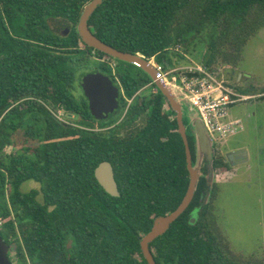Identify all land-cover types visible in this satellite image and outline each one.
Listing matches in <instances>:
<instances>
[{
    "label": "trees",
    "instance_id": "16d2710c",
    "mask_svg": "<svg viewBox=\"0 0 264 264\" xmlns=\"http://www.w3.org/2000/svg\"><path fill=\"white\" fill-rule=\"evenodd\" d=\"M91 1L0 0V235L15 264H149L142 236L190 185L176 112L155 84L120 122L152 78L84 42L78 26ZM89 26L115 49L166 68L202 53L212 71L242 62L264 28V0H106ZM94 58L124 89L105 118L91 113L79 83ZM190 147L195 166L191 137ZM103 161L114 167L119 197L95 176ZM212 166L232 168L216 154ZM201 171L186 211L151 244L156 264H234L212 208L207 156ZM27 181L40 188L23 191Z\"/></svg>",
    "mask_w": 264,
    "mask_h": 264
},
{
    "label": "rangeland",
    "instance_id": "374dc122",
    "mask_svg": "<svg viewBox=\"0 0 264 264\" xmlns=\"http://www.w3.org/2000/svg\"><path fill=\"white\" fill-rule=\"evenodd\" d=\"M201 55L187 56V60L173 57V69L200 63ZM98 65V59L94 58L89 67L96 69ZM185 72L186 69H183L167 77V84L175 96L177 92L174 86L182 88L179 79L186 75ZM210 73L224 89L232 92V99H237L226 107L225 116L220 119L223 130L219 131L217 126L211 127L212 133L209 134L214 142L215 154L224 156L227 152L242 149L248 153L246 161L234 160L235 164L228 171L213 169L209 181L216 184L215 196L211 199L212 208L216 210L214 215L219 232L231 241V251L258 253L261 256L258 258L264 259V28L245 48L242 62L237 66L219 67ZM219 93L217 91L216 95ZM132 104L133 100L128 99L120 121ZM184 109L189 120L187 107ZM58 116L67 121L62 111ZM235 120H241V123L234 128L230 125ZM204 159L205 155L198 153L196 165L200 176ZM34 188H40L35 181L22 185L23 191ZM13 256L11 259L15 264Z\"/></svg>",
    "mask_w": 264,
    "mask_h": 264
},
{
    "label": "water",
    "instance_id": "95a60500",
    "mask_svg": "<svg viewBox=\"0 0 264 264\" xmlns=\"http://www.w3.org/2000/svg\"><path fill=\"white\" fill-rule=\"evenodd\" d=\"M105 1L106 0H92L86 5L78 26L81 38L89 47L103 52L112 58L138 65L144 69L154 81H156V85L168 98L169 103L177 114L179 130L186 146L187 164L191 175V181L184 200L175 211L158 217L155 220L152 230L141 241L142 250L149 264H156L154 256L150 250V244L159 236H161L185 212L194 197L196 185L200 176L197 165L194 166L192 162V154L187 136V127L183 121L185 107H187L189 112V122L193 132L196 135L198 153L207 156L210 162V174L208 178H211L214 169L212 166L215 155L214 142L211 135L204 127L203 122L196 109L193 107L188 95L182 92L180 86H174L175 91L177 92L175 96L170 85H168L166 81L159 79L158 75L154 72L146 59L140 55L124 53L115 49L114 47L100 40L91 31L89 26L90 19L98 7L101 6ZM79 83L84 91L85 97L89 102V109L95 117L105 118L116 112L119 107L120 91L108 76L97 71L85 72L80 75ZM233 156V154L230 155V157ZM95 176L107 193L114 197L120 196L119 186L115 178L114 167L109 161H103L99 164L95 170ZM209 197L210 192L207 194L206 201H208ZM9 250V245L0 235V264H12L9 256Z\"/></svg>",
    "mask_w": 264,
    "mask_h": 264
},
{
    "label": "built area",
    "instance_id": "2783aa9c",
    "mask_svg": "<svg viewBox=\"0 0 264 264\" xmlns=\"http://www.w3.org/2000/svg\"><path fill=\"white\" fill-rule=\"evenodd\" d=\"M143 58L146 59L148 64L158 75L159 79L166 82L168 81L167 77L169 75H173L177 71L186 69V75L179 79V84L182 85V91L184 90V93L188 95L193 107L196 109L208 132L212 133L211 127L214 126H217L219 131L223 130V127H220V119L225 116L224 111L226 107L235 103L234 100L237 99H232V92L229 93L228 90L223 88L221 83L211 77L212 74L209 69L204 67L203 64L197 62L187 67L182 66L175 69H173L175 66H173V63L166 68L164 65L158 64L155 57L147 59L143 56ZM174 79L176 80V78ZM217 91L220 92L219 95H216ZM240 123L241 120H235L230 126L235 128V126Z\"/></svg>",
    "mask_w": 264,
    "mask_h": 264
},
{
    "label": "flooded vegetation",
    "instance_id": "af4514ba",
    "mask_svg": "<svg viewBox=\"0 0 264 264\" xmlns=\"http://www.w3.org/2000/svg\"><path fill=\"white\" fill-rule=\"evenodd\" d=\"M140 55V54H139ZM141 57H143L142 55H140ZM179 59V58H178ZM187 60V59H186ZM113 65L114 66H116L117 65V62L116 61H114V63H113ZM138 66V65H137ZM144 70V69H143ZM94 71H97V72H100V73H103L104 75H106V76H108L111 80H112V82L114 83V85L116 86V87H118L119 88V91H120V94H119V104H121V96L123 95V93H124V89H122V87L119 85V82H118V78L117 77H114L113 75H110L109 73H107V72H105V71H103L102 69H101V67H98V68H96V69H91V70H89V71H85V72H94ZM145 71V70H144ZM85 72H82V73H85ZM82 73H80V75L82 74ZM149 75V74H148ZM150 76V75H149ZM151 77V76H150ZM152 78V77H151ZM154 84L156 85V81H154L153 79H152V82H150V83H148L147 85H145L144 87H142V88H140L137 92H136V94L132 97V98H130V100H133V104L136 102V100L139 98V97H141L142 96V94H148V92L149 93H151V92H153V93H156L157 92V89L156 88H151V87H153L154 86ZM157 86V85H156ZM158 87V86H157ZM151 89V90H150ZM159 89V88H158ZM160 90V89H159ZM167 98V97H166ZM128 102V101H127ZM132 104V105H133ZM131 105V106H132ZM120 106V105H119ZM127 106V105H126ZM130 106V107H131ZM126 108V107H125ZM172 108V106H171V104L169 103V101H168V98H167V103H166V105H165V109L167 110V111H169L170 109ZM173 109V108H172ZM124 111H125V109H124ZM128 111H129V109H128ZM128 111H127V113H128ZM120 111H118L117 112V114L119 113ZM127 113H126V115H127ZM126 118V116L124 117V118H122V121L124 120ZM171 119L172 120H174V119H176L177 120V123H178V118H177V114L175 113V115H173V116H171ZM183 121H184V124H185V126L187 127V136H188V141H189V146H190V137L193 139V144H194V147H195V150H196V152H195V159L197 158V161H198V148H197V140H196V135H195V133L193 132V130H192V127H191V124H190V122H189V120L187 119V117H186V115H184V119H183ZM121 122V121H120ZM178 132L180 133V130H179V123H178ZM181 134V133H180ZM182 136V135H181ZM184 140V139H183ZM185 143V142H184ZM186 147V146H185ZM190 150H191V147H190ZM187 153V152H186ZM191 154H192V151H191ZM234 155L233 157H230V155ZM248 155V153L244 150V149H242V150H239V151H235V152H227V153H225V158H226V161H228V162H230L231 163V165H232V167H233V165L235 164V161L234 160H236V161H246V159H247V156ZM192 162H193V154H192ZM195 162V161H194ZM193 162V163H194ZM203 163H204V161H203ZM202 168H203V164L201 165V170H202ZM202 172V171H201ZM201 176H202V173H201ZM201 176H199V179H200V177ZM198 179V180H199ZM186 211V210H185ZM169 214V213H168ZM167 215V214H166ZM157 219V218H156ZM155 219V220H156ZM179 219V218H178ZM154 223H155V221H154ZM153 226H154V224H153ZM153 228V227H152ZM152 230V229H151ZM147 234H145V235H143L142 236V239L146 236ZM142 241V240H141ZM155 241V240H154ZM153 241V242H154ZM152 242V243H153ZM151 243V244H152ZM151 244H150V250H151V252H152V254H153V251H152V248H151ZM141 248H142V246H141ZM9 249H11L10 248V246H9ZM144 253V252H143ZM261 254V253H260ZM11 255H13V254H11ZM154 256V255H153ZM230 260H231V262L232 263H234V264H264V259H259L258 257H261L260 255H258V253H245V252H239V253H234L233 251H231L230 249H229V252L227 253V255H226ZM14 258V257H13ZM11 261H12V259H11ZM12 264H14L13 263V261H12Z\"/></svg>",
    "mask_w": 264,
    "mask_h": 264
}]
</instances>
